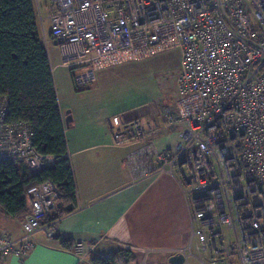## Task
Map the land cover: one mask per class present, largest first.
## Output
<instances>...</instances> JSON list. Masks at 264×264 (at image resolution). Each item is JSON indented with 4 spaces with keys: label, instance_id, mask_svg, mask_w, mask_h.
I'll return each instance as SVG.
<instances>
[{
    "label": "built area",
    "instance_id": "1",
    "mask_svg": "<svg viewBox=\"0 0 264 264\" xmlns=\"http://www.w3.org/2000/svg\"><path fill=\"white\" fill-rule=\"evenodd\" d=\"M33 2L44 45L57 47L58 66L76 87L93 83L99 69L179 49L172 102L157 118H108L112 143L143 144L127 154L130 167L141 177L173 176L187 197L182 264H264V0H48L47 34L40 0ZM6 110L0 99V159L30 173L52 165L28 124L6 122ZM166 129L176 134L170 148L148 142ZM26 195L20 235L0 229V260L25 256L37 232L57 236L60 217L45 219L60 205L58 188L46 180ZM72 251L81 260L87 248L77 241ZM135 264H148L146 253Z\"/></svg>",
    "mask_w": 264,
    "mask_h": 264
},
{
    "label": "crops",
    "instance_id": "2",
    "mask_svg": "<svg viewBox=\"0 0 264 264\" xmlns=\"http://www.w3.org/2000/svg\"><path fill=\"white\" fill-rule=\"evenodd\" d=\"M42 6L46 10L45 14L41 12L45 17L43 21L47 20V26L42 21V28L47 34L50 29L46 18L49 8L47 2ZM49 44L53 46L51 48L57 47L52 42L45 46L52 71L58 62L51 66ZM95 82L96 88L105 89V68L97 70ZM58 107L74 181L76 207L59 218L56 237L47 238L37 232L32 236L34 246L25 256L8 253L1 258L0 264H93V257L107 256L122 248L141 257L143 252L146 253L152 264H172L169 257L187 246L191 231L187 197L176 179L167 173L141 177L130 167L126 162L127 154L143 144L113 145L105 106L87 111L85 116L88 119L73 110L63 112L59 104ZM148 111L139 108L126 114L140 118ZM65 117H68L66 123ZM175 139L174 130L166 129L148 142L157 148H170ZM147 163L154 167L151 161ZM0 229L17 238L21 231V217L11 218L0 212ZM64 238L73 245L77 241L84 243L87 253L83 259L79 260L72 251L73 246L61 245L60 240Z\"/></svg>",
    "mask_w": 264,
    "mask_h": 264
},
{
    "label": "trees",
    "instance_id": "3",
    "mask_svg": "<svg viewBox=\"0 0 264 264\" xmlns=\"http://www.w3.org/2000/svg\"><path fill=\"white\" fill-rule=\"evenodd\" d=\"M0 99L7 106L5 121L27 123L36 150L54 157L52 165L37 173H30L23 162L0 159V212L22 217L29 210L26 189L46 180L58 188L60 205L45 220L71 212L76 207L74 181L33 0H0ZM60 241L63 247L73 246L68 238ZM140 257L122 248L107 257H93L92 262L113 264L119 258L125 264H135Z\"/></svg>",
    "mask_w": 264,
    "mask_h": 264
},
{
    "label": "rangeland",
    "instance_id": "4",
    "mask_svg": "<svg viewBox=\"0 0 264 264\" xmlns=\"http://www.w3.org/2000/svg\"><path fill=\"white\" fill-rule=\"evenodd\" d=\"M48 0H40L41 6ZM42 14L46 10L42 6ZM47 26V20L43 21ZM47 46L51 66L58 60L57 48ZM58 65V64H57ZM180 66V51L173 48L153 55L105 67V89L97 82L76 87L68 68L54 66L51 71L57 102L63 112L73 110L85 119V114L105 106V117L139 108L149 111L142 119L157 118L161 105L170 104L174 96L175 75ZM108 117V118H109ZM91 118V117H90ZM143 254H145L143 252ZM147 255V254H146ZM207 254H201L207 260ZM149 264H152L148 261Z\"/></svg>",
    "mask_w": 264,
    "mask_h": 264
},
{
    "label": "water",
    "instance_id": "5",
    "mask_svg": "<svg viewBox=\"0 0 264 264\" xmlns=\"http://www.w3.org/2000/svg\"><path fill=\"white\" fill-rule=\"evenodd\" d=\"M67 120H68V117H65V123L67 122ZM183 260H184V256L180 252L174 253L173 255L169 257V262L172 264H181Z\"/></svg>",
    "mask_w": 264,
    "mask_h": 264
}]
</instances>
